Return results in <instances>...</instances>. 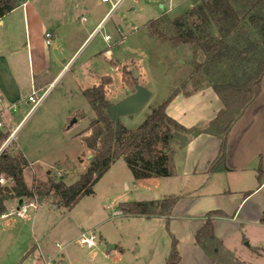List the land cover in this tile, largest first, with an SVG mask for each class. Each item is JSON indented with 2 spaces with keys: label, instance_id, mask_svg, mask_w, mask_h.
I'll return each instance as SVG.
<instances>
[{
  "label": "rangeland",
  "instance_id": "1",
  "mask_svg": "<svg viewBox=\"0 0 264 264\" xmlns=\"http://www.w3.org/2000/svg\"><path fill=\"white\" fill-rule=\"evenodd\" d=\"M75 1L66 0L68 6L59 13H70L78 22L75 25L77 39L74 40V47H77L97 25L99 14L102 17L109 10L110 4L102 0H85L83 6L75 9ZM191 3L192 0H124L109 15L100 33L79 50L70 68L55 82L40 106L30 113L28 111L32 104L28 102H23L18 110L12 108L10 118L14 116V126L22 121L16 133V144L25 147L26 157L31 164L25 170L29 187L46 184L48 171H51L53 179L64 177L67 185L78 181L86 171L92 153L87 151L83 154L85 145L82 132L95 115L82 90L96 83V73L111 80L106 88L109 104H117L131 94L134 83L152 92V98L139 113L120 118L119 123L130 130L140 127L153 108L173 92L189 93L195 91L196 87H205L196 86L195 78L191 79L193 62L204 59L198 49L192 45L173 46L152 35L148 27L150 21L163 16L171 20L177 18L183 9L191 7ZM107 35L110 40L106 42L104 37ZM114 47L119 49L111 56L107 50L110 48L112 51ZM66 58L70 60V56ZM57 60L55 64L58 68L66 64L62 63L61 58ZM134 72L137 74L136 80ZM26 74L29 81L27 95L22 97L27 101L31 93L28 67ZM102 82L100 78L98 83ZM205 89L208 94L217 96L211 87ZM43 91H39L38 96ZM208 98L205 96L204 100L208 101ZM12 142L11 153H21ZM88 153L91 157L87 156ZM104 176L95 185L94 194L83 197L71 210L64 207L54 209L53 205L57 203L51 195L46 198L39 196L32 201H38V205L46 204L31 209L24 219L16 214L0 218V263L9 262L14 255L15 240L24 236V226L32 225L37 234V239H32L35 250L32 255L14 264H31L40 255L44 260L55 258L60 264H155L158 259L160 261L164 248L170 251V238L166 235L169 243L166 244L162 241L165 232L154 230V238L148 240L144 234L148 229L145 225L147 221L139 216L122 215L119 206L122 203L147 201L148 198L155 201L164 199L163 183L166 179L135 180L123 159L117 160ZM170 185H167L170 187L168 191L174 192L176 188ZM23 201L32 202L28 199ZM88 231L98 236L93 248L79 242L81 234ZM250 231L247 235L250 240H242L243 236L239 235L238 239L228 242L230 250L236 252H227L219 247L213 258L214 264H264V243H259L260 240L264 241V229Z\"/></svg>",
  "mask_w": 264,
  "mask_h": 264
},
{
  "label": "trees",
  "instance_id": "2",
  "mask_svg": "<svg viewBox=\"0 0 264 264\" xmlns=\"http://www.w3.org/2000/svg\"><path fill=\"white\" fill-rule=\"evenodd\" d=\"M25 1L0 0V20ZM148 27L152 35L173 46L192 45L203 55V61L193 62L191 79L195 78L196 86L211 87L220 99L222 108L216 117L206 124L184 127L166 113L168 104L178 93L175 91L153 108L140 127L130 130L108 116L106 88L111 80L104 77L102 83L83 91L95 115L82 132L84 145L92 153L86 171L71 185H67L64 178L53 179L48 172L46 184L29 187L24 174L29 163L24 155L4 150L0 154V177L6 184H0V216L6 213L5 203L9 200L32 201L50 195L58 208L71 210L83 197L94 194L95 185L120 159L128 164L135 180L170 177L171 153L175 147L184 148L190 139L202 133L221 142L210 172L225 169L230 132L261 93L264 0H192L191 7L183 9L177 18L171 20L163 16L150 21ZM196 88V91L201 89ZM7 137L8 134L0 133V148ZM180 198L172 195L160 201L122 203L119 210L125 216L164 217L169 231L172 211ZM220 217L227 216L220 210L209 211L195 235L196 245L212 260L221 247L214 230V221ZM170 236L171 251L165 264H179L178 241L171 233Z\"/></svg>",
  "mask_w": 264,
  "mask_h": 264
},
{
  "label": "crops",
  "instance_id": "3",
  "mask_svg": "<svg viewBox=\"0 0 264 264\" xmlns=\"http://www.w3.org/2000/svg\"><path fill=\"white\" fill-rule=\"evenodd\" d=\"M84 1L76 0L75 9L83 6ZM67 6L66 0H30L0 20V113L7 123V128L3 132L15 129L12 143L27 161L25 147L16 144V133L22 121L14 126L15 118L14 116L10 118L12 108L18 110L23 102L27 103L22 97L27 95L29 82L27 67L31 76V92L33 88L37 91L51 89L60 76L70 68L72 60L83 45L100 33L98 28L103 29L105 21L109 18V10L102 17L98 13L100 18L97 25L87 38L80 42V45L74 47V40L77 39L75 25H78V22L74 21L70 13L65 15L59 13ZM90 24L93 25V21ZM49 31L54 36L51 44L47 45L44 34ZM121 42L117 45L119 46ZM111 49L112 51L110 48L107 51L113 56L119 48ZM68 56H70L69 61L66 58ZM58 58H61L62 63H66L62 68H58L55 64ZM63 58L65 59L62 60ZM111 64L117 66L116 63ZM95 77L96 83L93 86L99 84L100 78L107 76L96 73ZM85 90L83 89L82 92ZM205 96L210 99L204 100ZM215 97L213 94H208L205 87L189 92L188 95L178 92L168 104L166 113L185 127L191 128L198 126L199 123L206 124L213 120L222 108L221 101ZM220 146V140L211 135L196 136L190 139L184 148L176 147L177 149L174 150L170 162L172 176L153 178L166 179L167 185L171 183L176 188L174 192L168 191L170 187L163 183L164 197L181 196L173 208L169 231L164 217L139 216L147 221L145 225L148 229L144 234L148 240L154 238V230L165 232L162 241L166 244H169L166 235L170 240V233L174 235L181 255L179 264H214V261L195 242L196 232L204 225V217L209 211L220 210L227 216L216 218L214 221L215 236L221 248L227 252H236L230 250L228 246L230 240L238 239L239 235L243 236L242 240H250L247 236L248 232H252L250 230L264 229V78L260 95L230 132L225 169L212 173L209 168L217 159ZM87 151L89 150L85 147L83 154ZM90 155L87 154L88 157ZM28 163L30 166L29 161ZM174 178L180 180L175 181ZM148 199L147 201H155ZM5 206L6 213L0 216L2 219L15 214L13 210L19 208V200H9ZM53 208L58 209L56 205H53ZM23 229L24 236L15 240L14 255L9 258V262L0 264H14L33 254L29 252L36 247L32 240L37 239L34 225L24 226ZM259 243L264 241L260 240ZM59 251L61 254V249ZM170 251L165 247L160 255L161 260L158 259L155 264L165 263ZM39 257L42 259V255L34 259Z\"/></svg>",
  "mask_w": 264,
  "mask_h": 264
},
{
  "label": "built area",
  "instance_id": "4",
  "mask_svg": "<svg viewBox=\"0 0 264 264\" xmlns=\"http://www.w3.org/2000/svg\"><path fill=\"white\" fill-rule=\"evenodd\" d=\"M28 1L26 0L23 5H25ZM104 3H109L110 8L108 15H111L121 4L124 0H102ZM85 20V19H84ZM102 28H98V32H100ZM53 33L52 32H46L45 34V41L47 45L51 44V40L53 38ZM105 40L109 41L110 37L107 35L105 36ZM49 88L44 90L43 93L38 96L39 91L35 90L33 88L32 92L27 96V102L32 104V107L29 109L28 113L36 109L44 98L46 97L47 93L49 92ZM7 123L3 117V114L0 113V133H6L8 134L7 139L4 141L3 145L0 148V154L8 149L10 147L11 142L14 140L15 136V129H12L10 131H5L3 132L7 127ZM0 184H6V180L3 177H0ZM38 201H32V202H24L23 204L19 206V208L14 212L17 217L24 219L26 215L29 213L31 209H36L38 206ZM98 240V236L93 232V231H88L85 233H82L81 236L79 237V242L80 244L86 246L87 248H93L96 246V241ZM31 264H60L58 260L55 258H50L48 260L44 259H34Z\"/></svg>",
  "mask_w": 264,
  "mask_h": 264
},
{
  "label": "water",
  "instance_id": "5",
  "mask_svg": "<svg viewBox=\"0 0 264 264\" xmlns=\"http://www.w3.org/2000/svg\"><path fill=\"white\" fill-rule=\"evenodd\" d=\"M136 79H137V74L136 72H134V80ZM134 89H135L134 92L129 94L119 103L108 105L107 107L108 116L111 119H113L116 123H119L120 118L123 116H129L139 113L152 98V92L148 90L146 87L136 83ZM22 204H23V199H20L19 206ZM62 264H66V263L63 262Z\"/></svg>",
  "mask_w": 264,
  "mask_h": 264
},
{
  "label": "flooded vegetation",
  "instance_id": "6",
  "mask_svg": "<svg viewBox=\"0 0 264 264\" xmlns=\"http://www.w3.org/2000/svg\"><path fill=\"white\" fill-rule=\"evenodd\" d=\"M136 84V83H135Z\"/></svg>",
  "mask_w": 264,
  "mask_h": 264
}]
</instances>
